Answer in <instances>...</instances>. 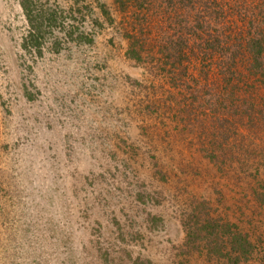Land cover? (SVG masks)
<instances>
[{"label": "rangeland", "instance_id": "rangeland-1", "mask_svg": "<svg viewBox=\"0 0 264 264\" xmlns=\"http://www.w3.org/2000/svg\"><path fill=\"white\" fill-rule=\"evenodd\" d=\"M89 2L94 43L50 39L40 57L22 47L20 0H0V264H232L223 233L188 240L202 215L264 264L262 117L228 109L233 90L264 109L263 84L198 62L176 20L191 0Z\"/></svg>", "mask_w": 264, "mask_h": 264}, {"label": "trees", "instance_id": "trees-1", "mask_svg": "<svg viewBox=\"0 0 264 264\" xmlns=\"http://www.w3.org/2000/svg\"><path fill=\"white\" fill-rule=\"evenodd\" d=\"M67 1L69 6L65 8L56 0H20L28 23V31L24 37L22 47L28 54L42 57L44 54L43 48L50 39H54L53 47L57 52L65 46L66 42L80 45L94 43V32H91L85 26L88 12L91 13L93 4L89 0ZM93 1L99 6L102 5L99 0ZM179 1L184 3L188 0ZM191 1L194 4L187 5L186 3L184 4L185 6L182 5L179 8V11L181 10L180 16L178 15L176 20L178 25L187 21L186 31L189 33L188 41L192 40L193 43H197L191 50L198 53V62L204 64L208 61L210 64L213 61L215 63L220 62L218 66L221 67V71L227 74L225 75L227 76V80L225 81L227 84H231V86L234 83L232 81L235 80V75H241L239 68L242 67L244 69L247 68L249 72L254 74L264 86V0ZM102 12L106 14L105 19L113 21V18L109 17L106 9L103 8ZM229 12L238 14V19L233 20L234 23L232 25L234 24V26L231 28L221 22V19H226ZM214 21L221 24L222 34H213L211 28L215 26ZM93 23L98 24L100 27L103 25L98 19H94ZM235 32L237 33L235 34ZM60 34L63 37H60ZM165 34L169 46L164 45L163 50L168 47L167 49L169 50L166 53L169 55L172 51L170 45L173 44V39L169 33L165 32ZM129 38L135 40L137 39V35L130 33ZM190 47H188V44L180 41L181 50H178L179 57L183 56L186 48ZM242 75L244 76L243 72ZM247 93L237 94V98L234 90L228 93V100H230L228 109L238 113V109L240 108V113L238 114L239 116L241 115L240 119L247 118L248 116L251 119H257L259 111L262 118L258 119H261L260 122L264 126V109L255 102L254 96L251 97L249 92ZM249 97L254 102L249 101ZM246 103L250 109L245 115V110L247 109V107L245 108V105L247 106ZM242 105H244L243 109ZM211 155L214 156L215 154ZM202 217L203 215L197 216L192 220L190 226H188L189 241L194 244L201 243L199 237L204 239L202 240L204 242L210 241L212 236L217 237L223 233L224 239L233 241V244H231L232 255H229L232 264L252 263V243L245 234L232 233L227 223L221 224L208 215L203 220ZM227 228L230 231V235ZM224 250L225 247L221 253ZM216 252L219 253L218 247L216 248ZM136 264L144 263L140 261L136 262Z\"/></svg>", "mask_w": 264, "mask_h": 264}]
</instances>
